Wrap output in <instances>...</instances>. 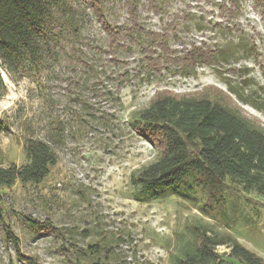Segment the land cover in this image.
Masks as SVG:
<instances>
[{"label":"rangeland","instance_id":"rangeland-1","mask_svg":"<svg viewBox=\"0 0 264 264\" xmlns=\"http://www.w3.org/2000/svg\"><path fill=\"white\" fill-rule=\"evenodd\" d=\"M137 1L138 24L146 33H167L177 55L194 44L233 50L234 58L194 71L166 63L154 71L140 50L147 38L113 54L91 5L67 0L75 9L77 37L60 39L37 61L0 53V165L25 162L26 137L46 140L58 157L41 184L0 187L4 223L20 254L38 264H172L178 235L194 222L232 235L264 260L263 197L233 190L228 204L237 223L227 231L175 196L136 202L129 186L130 173L157 158L129 122L158 90L182 94L215 87L228 94L231 88L249 103L231 95L234 104L264 128V6L240 0L234 14L224 15L218 5L227 0H159L156 8ZM102 4L109 23L127 21L122 0ZM25 217L56 233H36ZM216 251L226 264H241L227 257L228 248ZM0 264H21L1 226Z\"/></svg>","mask_w":264,"mask_h":264},{"label":"trees","instance_id":"trees-1","mask_svg":"<svg viewBox=\"0 0 264 264\" xmlns=\"http://www.w3.org/2000/svg\"><path fill=\"white\" fill-rule=\"evenodd\" d=\"M83 1L91 5L101 21L111 53L131 51L136 38H147V45H141L140 50L149 58L154 71H160L165 63L194 71L204 63L218 60L227 64L234 58L233 50H213L194 44L184 48L182 55H177L168 45L167 33H146L138 24L137 0H122L127 21L119 25L103 17L105 0ZM148 1L156 8L159 0ZM239 1H222L218 9L224 15L234 14ZM253 3L264 6V0H253ZM78 28L75 9L67 0H0L2 54L37 61L55 42L66 36L77 37ZM81 64L86 65L84 61ZM2 90L4 85L0 77V92ZM228 92L215 87L182 94L158 90L148 105L130 118L132 131L157 151L154 161L130 173L132 200L149 203L175 196L231 231L237 220L229 210V194L239 190L264 198V128L247 117L231 98L235 95L241 103L249 104L247 96H240L231 88ZM23 155L22 165H0V187L11 188L16 182L39 185L58 161L51 145L40 138H24ZM24 222L36 233H56L50 225L29 217H25ZM0 226L19 262L38 264L20 254L18 240L5 225L1 211ZM221 246L230 250L227 257L241 264H264L262 258L243 247L232 235H221L214 227L200 222L185 226L178 235V247L171 262L226 264L225 255L216 251Z\"/></svg>","mask_w":264,"mask_h":264}]
</instances>
